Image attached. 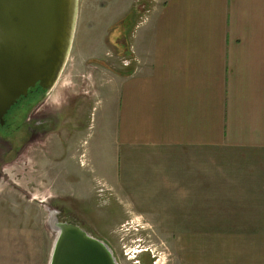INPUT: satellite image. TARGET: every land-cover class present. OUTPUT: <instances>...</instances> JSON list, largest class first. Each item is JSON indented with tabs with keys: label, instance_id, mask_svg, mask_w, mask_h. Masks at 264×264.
<instances>
[{
	"label": "crops",
	"instance_id": "crops-1",
	"mask_svg": "<svg viewBox=\"0 0 264 264\" xmlns=\"http://www.w3.org/2000/svg\"><path fill=\"white\" fill-rule=\"evenodd\" d=\"M138 1L117 19L152 0ZM148 12L132 62L99 84L106 109L87 157L162 212L227 217L229 264H264V0H155Z\"/></svg>",
	"mask_w": 264,
	"mask_h": 264
},
{
	"label": "rangeland",
	"instance_id": "rangeland-1",
	"mask_svg": "<svg viewBox=\"0 0 264 264\" xmlns=\"http://www.w3.org/2000/svg\"><path fill=\"white\" fill-rule=\"evenodd\" d=\"M154 1L143 9L133 8L119 21L122 7L126 11L141 2L78 0L81 20L74 36L76 52L79 57L105 60L80 64L71 48L55 88L42 93L29 113L45 126L33 129L37 132L29 141L23 128L11 133L0 127V229L7 225L6 234L0 235V264H49L56 238L50 220L55 212L60 221L78 222L85 230L92 229L93 236L103 238L114 221L126 215V220H120L125 226L118 225L114 239H108L120 264H134V254L142 249L137 248V238L152 250V264H229L227 217L206 215L204 219L195 212L191 216L162 212L159 209L166 203L139 201L120 191L88 158L106 109L99 84L107 80L109 66L132 62L131 55L124 53L131 52L134 37L148 29L147 14ZM110 46L124 55L108 59L105 53ZM222 213L226 214L216 212ZM128 237L136 242L126 248L131 253L125 257L123 244Z\"/></svg>",
	"mask_w": 264,
	"mask_h": 264
},
{
	"label": "water",
	"instance_id": "water-1",
	"mask_svg": "<svg viewBox=\"0 0 264 264\" xmlns=\"http://www.w3.org/2000/svg\"><path fill=\"white\" fill-rule=\"evenodd\" d=\"M78 0H0V125L31 92L50 93L70 55ZM56 233L49 264H120L113 250L52 213Z\"/></svg>",
	"mask_w": 264,
	"mask_h": 264
},
{
	"label": "flooded vegetation",
	"instance_id": "flooded-vegetation-1",
	"mask_svg": "<svg viewBox=\"0 0 264 264\" xmlns=\"http://www.w3.org/2000/svg\"><path fill=\"white\" fill-rule=\"evenodd\" d=\"M43 92L41 91V89H37L33 92L30 93V95L23 99L22 101H20L14 108H12V110L9 112V114L6 117V124L2 127L0 125V127L3 129H5L8 132L12 131H16L18 129H25L26 133H27V141H29V136L34 135L36 131H33V129H37L38 127H42L43 125L45 126V123L40 121L38 118L35 117H30L29 113L32 110V108L36 105V103L39 101V97ZM42 129V128H41ZM127 216H122V217H118L115 221L113 226L110 228L109 230V234L106 236L107 238H103V237H99V236H94L95 238L103 241L104 243H106L114 252L116 258L117 257V253L115 252V249L111 243V241H109L108 239H114L113 238V234L115 233L114 229L118 227V225L120 227H124V224H121L122 221H120L121 219L124 221L126 220ZM130 219V218H129ZM76 223V222H74ZM77 224H79L77 222ZM82 227V226H81ZM84 227V226H83ZM89 230H86L88 232H91L89 227H86ZM92 233V232H91ZM90 233V234H91ZM138 234H133V236H136ZM93 236V235H92ZM137 240L140 242V244L137 245V248H142L140 250V252L136 254H134V259H136L134 261V264H147V262H149L148 260H150V264H152V250L150 249V247H147V242L145 240H141L138 239ZM130 240V238L128 237V239L126 241H124L123 244V254L125 257H129L131 252H128L126 250V248L130 245V247L132 246L131 244L136 241Z\"/></svg>",
	"mask_w": 264,
	"mask_h": 264
}]
</instances>
